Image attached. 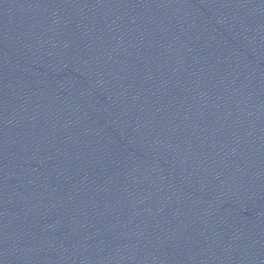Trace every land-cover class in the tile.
<instances>
[{
    "label": "water",
    "instance_id": "water-1",
    "mask_svg": "<svg viewBox=\"0 0 264 264\" xmlns=\"http://www.w3.org/2000/svg\"><path fill=\"white\" fill-rule=\"evenodd\" d=\"M0 264H264V0H0Z\"/></svg>",
    "mask_w": 264,
    "mask_h": 264
}]
</instances>
